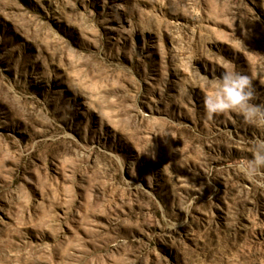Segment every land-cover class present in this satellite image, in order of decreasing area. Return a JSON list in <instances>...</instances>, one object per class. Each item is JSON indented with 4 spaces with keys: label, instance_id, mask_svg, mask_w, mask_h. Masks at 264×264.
Wrapping results in <instances>:
<instances>
[{
    "label": "rangeland",
    "instance_id": "obj_1",
    "mask_svg": "<svg viewBox=\"0 0 264 264\" xmlns=\"http://www.w3.org/2000/svg\"><path fill=\"white\" fill-rule=\"evenodd\" d=\"M264 0H0V264H264Z\"/></svg>",
    "mask_w": 264,
    "mask_h": 264
},
{
    "label": "clouds",
    "instance_id": "obj_2",
    "mask_svg": "<svg viewBox=\"0 0 264 264\" xmlns=\"http://www.w3.org/2000/svg\"><path fill=\"white\" fill-rule=\"evenodd\" d=\"M209 92L204 105L209 119L219 114L238 112L249 124H264V106L253 103L254 89L249 75L226 70L218 78L206 82ZM252 158L244 172L259 187H264V139L255 142Z\"/></svg>",
    "mask_w": 264,
    "mask_h": 264
}]
</instances>
